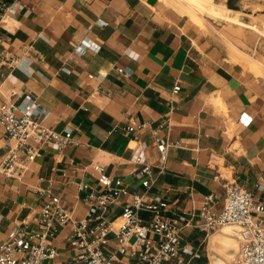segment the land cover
Wrapping results in <instances>:
<instances>
[{
    "label": "crops",
    "instance_id": "1",
    "mask_svg": "<svg viewBox=\"0 0 264 264\" xmlns=\"http://www.w3.org/2000/svg\"><path fill=\"white\" fill-rule=\"evenodd\" d=\"M16 1L23 8L0 23V101L35 100L37 120L57 132L71 129L76 143H44L43 156L22 175L0 172V243L15 225L34 227L44 199L37 189L49 184L75 217L83 216L78 185L96 184L92 163L127 188L112 207L118 213L130 193L142 190L131 160L158 165L153 130L171 143L151 188L169 203L168 216L185 211L198 223L203 196L213 193L219 210L232 179L264 201V76L235 63L215 31L160 0ZM148 119L135 134L124 133L132 121ZM8 143L0 126V164ZM66 232L52 239L62 259ZM205 238L187 225L181 244L202 257Z\"/></svg>",
    "mask_w": 264,
    "mask_h": 264
},
{
    "label": "built area",
    "instance_id": "2",
    "mask_svg": "<svg viewBox=\"0 0 264 264\" xmlns=\"http://www.w3.org/2000/svg\"><path fill=\"white\" fill-rule=\"evenodd\" d=\"M22 8L16 0H0V23ZM86 45L89 41L82 43L78 50L82 51ZM116 71L127 75L124 69ZM179 90L180 84L176 83L171 92L176 94ZM41 111L35 100L20 105L0 101V126L10 141L0 172L10 177L22 175L30 162L43 156L44 143H53L58 149L76 143L71 129L61 133L41 124L37 120ZM151 123L152 119L141 123L132 121L123 131L135 134ZM153 142L159 152L158 165L146 163L139 156L131 160L132 175L142 190L130 193L132 200L123 204L118 213L111 211L112 207L120 204L129 192L122 179L108 174L100 163H92L96 184L78 185V192L84 193L79 197L87 204L81 217H75L60 195L52 192L51 184L38 188L44 199L34 227L27 229L24 221L10 229L6 240L0 243V264H191L201 254L181 244L182 230L187 225L198 226L206 236L225 225L232 226L237 232L239 247L231 264H264V201L232 179L226 180L219 210L213 193L203 196L198 223H193V215L185 211L168 216L169 203L161 195L151 193V188L166 169L171 143L167 137L157 135L156 130H153ZM64 227H67L64 241L68 254L62 259L52 239Z\"/></svg>",
    "mask_w": 264,
    "mask_h": 264
},
{
    "label": "rangeland",
    "instance_id": "3",
    "mask_svg": "<svg viewBox=\"0 0 264 264\" xmlns=\"http://www.w3.org/2000/svg\"><path fill=\"white\" fill-rule=\"evenodd\" d=\"M164 5L169 6L171 9L180 13L173 0H160ZM216 5L212 8L216 11L221 6H225L228 9L223 13L217 12L216 14L209 15L204 12L201 17V27L212 29L215 31L218 39L228 50L230 55V48L233 46L239 49L246 58L253 57L256 59V68L260 69L259 72H255L253 69L243 65L241 62L233 60L238 65L252 70L255 74L264 76V0H231L232 4L237 7L236 9L229 8L226 4L227 0H213ZM215 6V7H214ZM230 9V10H229ZM222 171L229 175L226 169ZM228 229H231L229 231ZM233 237L237 244L231 247L232 250L226 251L224 256L217 251L209 247L208 241L210 238L217 234H226ZM239 247V241L237 239V232L232 226H224L220 229L211 231L206 236L201 249L205 254L206 260L202 263L194 264H213L212 257L217 256L222 260V264H231L235 258ZM202 251V250H201Z\"/></svg>",
    "mask_w": 264,
    "mask_h": 264
},
{
    "label": "bare ground",
    "instance_id": "4",
    "mask_svg": "<svg viewBox=\"0 0 264 264\" xmlns=\"http://www.w3.org/2000/svg\"><path fill=\"white\" fill-rule=\"evenodd\" d=\"M173 2H175L177 9L181 15L186 16L193 23L199 26L201 25V19H202L201 15L204 12L213 16L217 12L224 13L226 11L225 9H228L225 6H221L218 10L216 9L215 11L212 8L213 5H216L213 0H173ZM8 20L9 19L7 17L5 21ZM230 55L233 58V60L241 62L243 65L249 67L250 69H253L256 73L260 71V69L256 68V59L253 57L246 58L244 55H242L241 51L236 47L233 46L232 48H230ZM225 226H229V225H225ZM233 239L234 238L229 235V232H226V234L214 235L209 240L210 248L217 249V251H220V253L224 256L226 251L232 250L231 247L233 245L237 247V244ZM212 262L213 264L223 263L222 260L217 256L212 257Z\"/></svg>",
    "mask_w": 264,
    "mask_h": 264
},
{
    "label": "trees",
    "instance_id": "5",
    "mask_svg": "<svg viewBox=\"0 0 264 264\" xmlns=\"http://www.w3.org/2000/svg\"><path fill=\"white\" fill-rule=\"evenodd\" d=\"M226 4H227V6H228L229 8H232V9H236V8H237V7H235V6L232 4L231 0H227ZM205 260H206V257H205V256H202V257H200V258L197 259V262L202 263V262H204Z\"/></svg>",
    "mask_w": 264,
    "mask_h": 264
}]
</instances>
